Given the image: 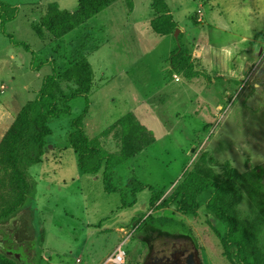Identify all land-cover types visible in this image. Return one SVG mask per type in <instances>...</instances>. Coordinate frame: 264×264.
<instances>
[{
  "label": "rangeland",
  "instance_id": "obj_1",
  "mask_svg": "<svg viewBox=\"0 0 264 264\" xmlns=\"http://www.w3.org/2000/svg\"><path fill=\"white\" fill-rule=\"evenodd\" d=\"M0 1L15 8L3 25L5 33L25 43L36 57L32 61L29 51L3 34L0 23V88L5 86L0 99H6L14 113L51 72L47 64L40 66L39 74L32 67L38 59L45 60L54 43L46 32L39 38L31 24L38 22L48 3L70 10L76 0ZM129 1L117 0L77 28L87 37L89 47L80 53L92 66L95 85L87 101L72 100L70 115L49 120V142L62 147L69 119L78 116L85 103V133L91 137L133 112L154 142L112 172V184L128 201L126 184L132 177L163 189L165 198L201 157L216 173L226 163L239 173L264 169V33L255 37L264 31V0H166L178 30L165 36L149 27L151 0ZM176 43L189 49L196 68L208 79L167 76L168 56ZM93 46L99 48L90 50ZM60 87L73 88L65 82ZM108 144L117 150L113 140ZM70 151L46 156L33 177L30 207L36 220L31 243L39 252L37 264H112L108 258L118 246L125 252V264H141L149 239H156V248L191 240L201 264H237L224 252L223 222L205 206L209 190L198 196L193 214H181L175 205L153 211L147 189L138 194L142 207L122 206L119 192L104 191L101 172L79 174ZM261 182L264 187V178ZM237 208L241 216L249 214L244 191ZM149 213L183 221L191 235L166 225L160 232L136 229L135 220ZM117 224L125 231L119 232ZM257 242L264 252V226Z\"/></svg>",
  "mask_w": 264,
  "mask_h": 264
},
{
  "label": "trees",
  "instance_id": "obj_2",
  "mask_svg": "<svg viewBox=\"0 0 264 264\" xmlns=\"http://www.w3.org/2000/svg\"><path fill=\"white\" fill-rule=\"evenodd\" d=\"M115 1L76 0V8L73 11L60 9L55 2H50L38 22L32 23L31 27L39 38H42L44 31L53 38H60ZM125 1L131 4L129 0ZM8 8H11V12L7 11ZM150 8V29L160 36L172 34L178 25L166 0H151ZM14 11L13 6L0 1L1 31L13 43L22 45L29 51L32 61L36 60L35 52L25 43L15 42L12 36L5 33L3 25L13 17ZM191 20L198 24L194 17H191ZM261 33L264 31L258 32L255 37ZM50 61L31 64L37 70ZM168 63L167 76L171 79L177 74L188 80L198 76L208 79L207 74L196 68L187 48L179 43L170 51ZM93 75L92 66L85 56H79L61 71L52 67L51 73L43 76L34 99L23 104L0 140V263H38L39 252H36L37 248L31 243L34 238L33 222L36 215L28 206L34 184L29 181L27 166L40 162L44 155L46 137L51 134L49 120L69 114L70 102L76 97H83L87 101ZM60 82L72 84L73 88L70 91L63 90ZM87 108L85 103L82 112L72 118L71 129L66 137L68 145L76 154L77 166L82 173L95 175L102 170L104 191L119 192L122 206L133 205L136 194L147 189L150 194L149 207L153 211L175 205L177 212L193 214L199 207L198 196L209 190L205 206L224 224V252L233 255L237 264H264V252L257 242V235L264 226V187L261 182L264 178L263 168L256 167L251 172L239 173L226 163L222 172L216 173L205 164L204 157H201L190 169L183 172L179 183L165 198L163 189L155 190L154 187L145 186L132 177L126 184L131 196L128 201L121 190L112 184V171L152 144L154 137L132 112L125 113L100 134L90 137L85 133L83 121ZM110 139L117 145V150L110 149ZM242 191L246 193L249 201V214L245 216H241L237 208L242 199ZM134 224L135 228L142 232H160L166 225L181 228L184 232L180 234L183 236L191 235L183 221L171 217H155L152 213L137 218ZM4 242L10 245V248L5 246Z\"/></svg>",
  "mask_w": 264,
  "mask_h": 264
},
{
  "label": "crops",
  "instance_id": "obj_3",
  "mask_svg": "<svg viewBox=\"0 0 264 264\" xmlns=\"http://www.w3.org/2000/svg\"><path fill=\"white\" fill-rule=\"evenodd\" d=\"M117 1V0H116ZM115 1V2H116ZM114 3V2H113ZM112 3V4H113ZM112 4H110V5H112ZM109 5V6H110ZM108 6V7H109ZM76 8V7H75ZM75 8H72V9H70V10H68V11H73ZM107 8V7H106ZM86 22V21H85ZM84 22V23H85ZM37 23V22H36ZM83 23V24H84ZM83 24H81V25H83ZM80 25V26H81ZM80 26H78V27H80ZM78 27H76V28H74L73 30H71V31H69V32H67L66 34H64L62 37H60V38H53V40H52V42L54 43V45L53 46H51L50 47V49H51V53H49L48 54V56L45 58V60H39L38 59V61L37 62H39V61H49V60H51L50 61V63H47V62H45V65L47 64V65H49L50 66V69L52 70V67H54V68H56V70L57 71H61V70H63L64 68H66L71 62H73L74 60H76L79 56H81L82 54L80 53L83 49H86V47L88 48L89 47V45L87 46L86 45V43H88V41L86 40L87 39V37L85 36V35H83L80 31H79V29H77ZM45 32V31H44ZM47 33V32H46ZM50 35V34H49ZM43 37V36H42ZM46 39H48L47 37H46ZM54 47V48H53ZM99 48V46H93L92 47V49H90V50H93V49H98ZM188 50V53L191 55V52L189 51V49H187ZM139 53V52H138ZM192 56V55H191ZM194 58H193V56H192V60H193ZM193 62H194V60H193ZM194 64H195V62H194ZM40 69V68H39ZM51 73V72H50ZM36 74H39V70L37 69L36 70ZM94 76H95V74H94ZM176 76H178V74L176 75ZM95 77H93V84H92V88H91V90L93 89V87H94V85H95ZM101 78H99L98 80H100ZM4 90H5V86L3 85L1 88H0V93H3L4 92ZM38 90V89H37ZM37 90H33L32 91V94L30 95L29 94V92H28V89H27V87H26V91L28 92L27 93V99H26V102L28 101V100H32V99H34V97H35V93H36V91ZM90 90V91H91ZM72 102V101H71ZM71 102H70V104H71ZM9 106H10V104L8 103V101L6 100V99H3V98H1L0 99V140H1V138H2V136H3V134L5 133V131L7 130V128L10 126V124L12 123V121L14 120V118H15V116H16V114L18 113V111L20 110V108L23 106H21V105H18V109L19 110H17V112H14V113H12L11 112V110L9 109ZM71 106V105H70ZM70 113H71V111H70ZM70 113L69 114H66V115H70ZM133 113V112H132ZM134 114V113H133ZM135 115V114H134ZM62 116H64V115H62ZM86 116V115H85ZM60 117V116H59ZM136 117V116H135ZM72 118L73 117H71L70 119H69V124H70V122H71V120H72ZM84 119H85V117H84ZM84 119H83V121H84ZM85 124V123H84ZM48 125H49V122H48ZM84 128H85V125H84ZM70 127L66 130V133H65V135H64V137H65V142L62 144V147H57V145H56V143H53V142H49V137L51 136V134L48 136V137H46V146H45V149H44V155L42 156V159H41V161L40 162H38V163H35V164H30V165H28L27 166V171H28V174H29V177H30V180L33 182V177L35 176V174L37 173V172H35V171H37V166H39L40 164H42L43 162H44V160H46L47 161V157L46 156H51V155H55V153H57V154H59V153H62V152H66L67 150H71L70 152H73L74 153V151L70 148V146L68 145V143H67V140H66V137H67V133L70 131ZM88 135V134H87ZM89 136V135H88ZM91 137V136H90ZM153 144V143H152ZM152 144H150V145H152ZM149 145V146H150ZM148 147V146H147ZM146 148V147H145ZM142 151V150H141ZM140 151V152H141ZM139 152V153H140ZM137 155V154H136ZM135 155V156H136ZM56 157H57V155H55ZM60 156V155H59ZM134 156V157H135ZM134 157H132V158H134ZM59 159L61 158V157H58ZM132 158H130V159H132ZM74 160H75V164L77 165V158H76V154L74 153V158H73ZM129 160V159H128ZM127 161V160H126ZM125 161V162H126ZM121 165V164H120ZM119 166V165H118ZM35 167H36V169H35ZM78 167V166H77ZM115 169V168H114ZM113 169V170H114ZM78 170H79V174H84V173H82L81 171H80V169L78 168ZM100 172H101V175H102V170H100L98 173H96L95 175H92V176H96V175H98V174H100ZM113 172V171H112ZM86 175H91V174H86ZM34 184V183H33ZM159 190V189H158ZM140 193V192H139ZM139 193H137L136 194V196H135V203L132 205V206H139V205H141L142 203H139L140 201H139V199H138V194ZM150 195V194H149ZM30 198H31V195L29 196V202H28V206L30 207L31 206V202H30ZM143 206V204L141 205V207ZM117 227H116V229H118V231L119 232H124L125 231V229H124V227L123 226H121V225H116Z\"/></svg>",
  "mask_w": 264,
  "mask_h": 264
},
{
  "label": "flooded vegetation",
  "instance_id": "obj_4",
  "mask_svg": "<svg viewBox=\"0 0 264 264\" xmlns=\"http://www.w3.org/2000/svg\"><path fill=\"white\" fill-rule=\"evenodd\" d=\"M155 240L145 242L146 253L141 264H201L195 244L191 240L155 247Z\"/></svg>",
  "mask_w": 264,
  "mask_h": 264
},
{
  "label": "built area",
  "instance_id": "obj_5",
  "mask_svg": "<svg viewBox=\"0 0 264 264\" xmlns=\"http://www.w3.org/2000/svg\"><path fill=\"white\" fill-rule=\"evenodd\" d=\"M2 87V86H1ZM112 264H125V252L118 246L113 254L108 258Z\"/></svg>",
  "mask_w": 264,
  "mask_h": 264
},
{
  "label": "water",
  "instance_id": "obj_6",
  "mask_svg": "<svg viewBox=\"0 0 264 264\" xmlns=\"http://www.w3.org/2000/svg\"><path fill=\"white\" fill-rule=\"evenodd\" d=\"M177 30H178V29H176V31H177ZM176 31H174V34H175Z\"/></svg>",
  "mask_w": 264,
  "mask_h": 264
}]
</instances>
